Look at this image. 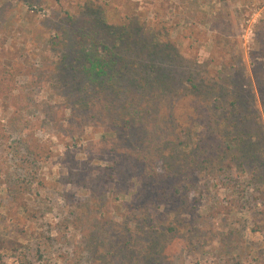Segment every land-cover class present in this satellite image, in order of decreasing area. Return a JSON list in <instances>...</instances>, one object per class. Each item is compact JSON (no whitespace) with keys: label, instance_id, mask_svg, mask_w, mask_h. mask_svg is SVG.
<instances>
[{"label":"rangeland","instance_id":"obj_1","mask_svg":"<svg viewBox=\"0 0 264 264\" xmlns=\"http://www.w3.org/2000/svg\"><path fill=\"white\" fill-rule=\"evenodd\" d=\"M85 1L0 0V264H264V0H167L174 94L192 93L193 72L203 94L220 96L217 118L236 146L217 166L197 150L202 128L183 145H147L158 170L190 176L170 198H185L181 208L152 189L151 158L127 152L163 109L147 106L121 147L104 149L119 113L94 103L75 61ZM95 1L111 20L125 6L153 16L151 0Z\"/></svg>","mask_w":264,"mask_h":264},{"label":"trees","instance_id":"obj_2","mask_svg":"<svg viewBox=\"0 0 264 264\" xmlns=\"http://www.w3.org/2000/svg\"><path fill=\"white\" fill-rule=\"evenodd\" d=\"M150 3L152 17L142 16L136 7L125 6L117 20H111L106 11L108 3L100 5L95 0L85 1L81 6L88 17L77 29L75 61L81 67L86 86L94 88V103L98 100L108 102V105L112 103L119 113V117L111 122L109 129L112 130L107 132L118 137L116 142L106 143L104 149L108 152L121 147L122 134L133 128L136 117L142 115L147 106L159 112L164 110L165 117L160 122L152 125L146 123L147 129L144 127L142 130L140 139L144 141L137 140L135 146L141 152H127L136 162L151 158L147 160L150 163L147 178L150 176L152 189L161 187L160 191L166 197L161 201L172 202L181 208L186 206L185 198L178 197L177 203L170 198L180 196L183 190L189 191L190 176L177 180V174H173L167 166V172L158 170L156 157L147 154V145L154 143L160 146L167 140L183 145L185 138L191 137L192 131L196 129L197 132L198 128H202L203 133L197 138V150L205 153L209 163L217 166L236 146L226 139L221 130L224 120L218 121L217 118L216 110L223 104L220 103V96L211 92L203 94L206 85L197 83L193 72L185 80L192 93L183 96L174 94L177 87L175 67L179 65L180 56L179 40L172 36L174 18L167 16V0H151ZM221 100L228 101L226 95ZM261 101L264 105V96ZM236 102L233 100L231 106ZM179 106L185 111L189 109L187 118L178 114ZM83 107L91 109L87 103ZM253 146L250 143L244 148L247 156H256ZM145 186L150 189L148 182ZM146 223L149 224L147 218ZM126 229L123 233L130 238ZM135 239V236H131L127 242L133 244ZM129 258L133 259V256Z\"/></svg>","mask_w":264,"mask_h":264}]
</instances>
